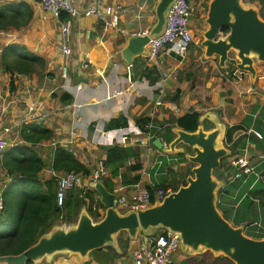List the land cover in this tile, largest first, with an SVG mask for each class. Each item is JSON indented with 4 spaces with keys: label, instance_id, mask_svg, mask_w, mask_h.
Masks as SVG:
<instances>
[{
    "label": "crops",
    "instance_id": "0c3cea01",
    "mask_svg": "<svg viewBox=\"0 0 264 264\" xmlns=\"http://www.w3.org/2000/svg\"><path fill=\"white\" fill-rule=\"evenodd\" d=\"M9 1L26 2L32 13L28 23L22 28L0 31V55L5 44L17 43L41 56L45 66L41 68L37 65L28 74H11L2 69L0 61V127L12 126L9 135L11 146L18 142L20 130L32 124L43 128V134L49 136L34 144L24 142L26 149L22 150L25 156H36L41 161L38 163L40 169L36 176L37 184H43V190L46 189L45 181L51 178H54L56 188L58 177L63 173L52 167L55 150L61 147L72 152L87 168L89 173L82 175L84 185H88L87 190H93L94 199H99L98 193L90 185V176L99 163L103 162L106 148L119 145L117 129H107L105 126L107 121L119 115L127 118L129 128L137 125L135 118L139 115L153 118L154 124L159 127L170 115L179 116L193 108L200 113L199 125L204 130L224 124L221 126H224L226 133L228 126L242 125V129L236 131L234 137H253L245 131L252 126H248L244 118L254 112L253 106L264 104V67H259L258 61L255 62V77L247 72H236L233 77L226 71L221 72V66H215V57L207 58L202 48L201 51L198 48L186 51L183 55L165 50L151 60L134 56L130 63L133 79H130V64L123 59L121 50L129 35L133 32L142 33L151 27L156 0H101L103 6L118 9V26L113 27L108 23L109 16L99 18L79 14L70 27L68 42L71 51L66 57L60 50L62 43L59 34V23L69 18L66 13H61L57 18L41 10L36 0H0L1 3ZM92 1L73 0L80 8H85ZM65 63L67 72L62 76L61 66ZM225 67L227 68L221 69L227 70L229 64ZM173 95H176V99L172 100ZM156 100H161L163 104L156 105ZM29 106H33V110L28 111ZM256 113L257 111L255 115ZM175 128L180 127L174 124L169 131L166 129L159 135L163 143H169L175 137ZM170 133L173 138L168 141ZM137 137L140 140L134 147L138 155L124 162L119 168V175L115 177L110 176L107 168L108 173L101 180L107 190L116 191L128 198L136 191V184L154 185L149 170L156 169L154 173L158 174L161 170L158 165L163 164L162 158L159 159L158 156L170 155L167 146L158 148L154 144V147L147 144L145 133ZM184 146L179 144L177 148L182 150L185 149ZM11 148L7 149L10 152L5 161L19 156L17 146L13 147L14 150ZM4 157L0 155L1 195L11 179L3 166ZM155 157L158 158L156 165ZM165 160L167 162L169 158ZM137 163L140 164V169L132 170L130 166ZM180 164L184 166L183 163ZM16 172L19 173V170ZM162 173L170 175L167 171ZM122 174L127 179L138 174L139 180L123 184ZM109 184H114L113 189L109 188ZM21 189L19 186L15 191ZM78 190L80 192L79 187H73L67 191L66 196ZM79 196L83 194L80 193ZM85 200L89 203V199ZM98 207L103 213L104 208ZM73 212H77L76 221L81 212L89 214L86 205H81ZM60 222L58 220L54 225H61ZM152 229L137 235L132 247L127 248V253L112 261L116 264H134L133 249L154 235L151 234L154 231ZM112 247L116 252H121L119 245ZM102 251L107 249L104 247ZM180 251L183 249L180 248ZM205 252L201 251L196 255ZM66 255L56 253L44 257V261L46 264H98L97 256L91 254L86 260L79 259L76 254ZM100 256L102 255H98ZM184 256L186 255L182 253L179 256L182 262L186 261Z\"/></svg>",
    "mask_w": 264,
    "mask_h": 264
},
{
    "label": "water",
    "instance_id": "95a60500",
    "mask_svg": "<svg viewBox=\"0 0 264 264\" xmlns=\"http://www.w3.org/2000/svg\"><path fill=\"white\" fill-rule=\"evenodd\" d=\"M172 1L156 0L154 22L147 33L128 36L121 50L127 63L134 56L146 54L145 46L150 37L161 31ZM207 7L208 26L200 42L204 55L217 57L221 67L228 63L255 77V62H264V19L258 8L246 5L243 0H209ZM129 71L133 79L131 64ZM221 125L210 130L198 125L195 131L175 128V137L167 144L159 137L154 138L152 143L158 148L167 146L170 155L184 153V149L177 148L179 144L187 146L192 153H184V157L194 163L193 175L187 174L185 183L162 200H154L136 211L121 212L115 206L117 194L107 190L101 181L91 182L104 208L98 221L81 212L75 223L68 227L64 223L53 225L23 251L0 255V264H27L60 252L86 260L94 250L117 246L120 231L126 232L129 249L139 233H147L151 228L177 233L180 248L191 253L209 250L228 257L234 264H264V237L246 235L244 224L234 226L217 208L220 184L213 173L220 167L221 159L230 153L224 145L225 130Z\"/></svg>",
    "mask_w": 264,
    "mask_h": 264
},
{
    "label": "trees",
    "instance_id": "16d2710c",
    "mask_svg": "<svg viewBox=\"0 0 264 264\" xmlns=\"http://www.w3.org/2000/svg\"><path fill=\"white\" fill-rule=\"evenodd\" d=\"M243 2H256L259 6V15L264 19V0H243ZM31 13V7L26 2H0V31H6L9 28H22L28 23ZM223 31L226 32L227 30L223 29ZM0 61L2 69L11 74H28L30 71H33L37 65L41 68L45 66V61L41 56L30 52L25 46L17 43H8L2 47ZM234 69L235 67L229 64V75H231ZM176 92L178 93V90H176ZM171 99H176V95H173ZM199 115V112L191 108L189 112H185L182 115H170L167 121L160 124L159 127L153 125L151 128H147L145 124L153 123L154 119L142 115L135 118V123L143 132H150L152 134L151 145L154 147L152 140L156 136L159 137V135H162L164 130L167 129L169 131L174 124L186 131H195L199 125ZM127 124V118L124 115H119L107 121L105 126L107 129H117L125 127ZM205 127L208 128L209 126ZM242 127V125L228 126L225 133L224 143L229 145V148H232L235 152L242 151L250 139V136L246 135L240 139H235L234 135L236 131L242 129ZM251 128L261 134L259 130L253 127ZM248 129L249 128L245 131ZM43 130V128H40L35 124L23 128L20 130L18 142H15L12 146H8V148L12 147L11 149L13 150L15 149L13 147L17 146L19 156H14L10 160L5 161L6 156L10 152L7 150L8 148L6 149L7 151L5 150L1 154L5 156L3 158V166L7 170L11 179L7 184V187L2 191L4 208L0 215V237H3L0 239V255L17 254L23 251L25 248L33 244L39 236L48 232L58 220L61 221L60 223L66 225L75 223L77 212L73 211L78 210L81 205L87 206L89 215L94 218L95 221H98L102 217V213L97 210V207H102V205L99 202V199L93 198L92 189L86 190L83 194L82 189L79 188L80 192L78 190V192L69 193L62 206H58L56 203L54 178L45 181V190L42 189L43 184H37L36 173L40 169L38 163H41V161L38 160L36 156H25L22 153V150L26 149L24 142L34 144L41 139H48L49 136L43 134ZM249 135L254 134L249 133ZM172 138L173 134L170 133L168 141ZM262 153L264 154V150ZM137 155L138 152L134 146L128 145L123 147L120 144H115L106 148L103 164L109 169L110 176L115 177L120 173V166L129 158L136 157ZM263 159L264 158L262 157V164L255 168V171L258 173L260 172V174H264ZM52 167L56 170L62 171L72 170L82 173L83 175L89 173L87 168L75 158L72 152L61 147H57L55 150ZM130 167L132 170H138L141 166L137 163ZM227 169H230L231 174L234 173L231 171V166L228 168L227 165H223L222 163L220 168L215 172H217L216 174L220 173L218 176L223 178ZM17 170H19V173L16 172ZM243 174L248 175L244 172L240 175L242 176ZM241 176L227 181L229 184H226L218 190L217 208L234 226L244 224V232L246 235L255 238H262L264 237V182L257 179L255 173L244 177L243 179H241ZM176 179L179 180V176H177ZM138 180V174L130 179H127L125 175L122 174L123 184L124 182L134 183ZM180 183L181 181L178 186ZM184 183L185 178L183 184ZM170 184L174 183L164 179L159 183H154L153 186L148 185V188L152 192L154 186H167ZM113 185L114 184H111L109 188L113 189ZM19 186L22 187V189L17 192V195L15 194L16 199H12V201L16 202L12 203L9 199L14 192L10 193V191H15ZM178 186H176L175 189H177ZM80 193H82L83 196H79ZM86 198L89 199V203L85 200ZM158 230L161 231L162 228H159ZM117 242L121 249V252L119 253L116 252L112 246H105L112 258L120 257L127 253L129 239L125 231H120L118 233ZM102 249L103 248H99L97 250L102 251ZM209 254L211 255V252L206 251L199 256H189L185 263L234 264L233 261L226 256L220 255L217 257L212 256V258H210ZM101 257L102 256H97L98 260H100ZM209 258V263H205ZM27 264H32V261H29Z\"/></svg>",
    "mask_w": 264,
    "mask_h": 264
},
{
    "label": "built area",
    "instance_id": "2783aa9c",
    "mask_svg": "<svg viewBox=\"0 0 264 264\" xmlns=\"http://www.w3.org/2000/svg\"><path fill=\"white\" fill-rule=\"evenodd\" d=\"M41 10L49 12L56 16L61 13H66L69 18L59 23V34L61 39V53L63 56H69L70 46V27L73 20L79 14L95 15L99 18L109 16V24L113 27H117L119 23V11L112 6H103L101 0H93L85 8L78 7L73 0H36ZM194 12L193 0H173L168 7L166 13V19L161 31L150 37L145 48V57L147 60H151L153 57L159 55L162 51H171L177 55H183L189 44L193 41L192 35V16ZM145 30L142 33H147ZM137 34L133 32L132 35ZM67 72L66 63L61 66L62 76H65ZM241 73L245 71H239L236 68L232 71L231 76L234 77L235 73ZM229 74V73H228ZM156 105H161V100L155 101ZM33 110V106L28 107V111ZM147 128L153 126L152 122L145 124ZM12 131V126L0 127V155L11 146L9 143V135ZM119 141L121 146L136 145L140 138L137 136L142 133L146 134V143L151 145L152 134L150 132H143L139 126L132 125V128L121 127L117 128ZM246 133H253L256 137L261 138V134L250 128ZM15 144V143H13ZM12 144V145H13ZM264 158V156H263ZM234 170V176H239L242 172L252 173L253 169L247 163L246 156H240L229 163ZM236 171V173H235ZM108 173L107 168L101 161L98 167L92 172L90 176L91 182L101 181ZM75 171H63L58 177L56 187V203L58 206H62L67 191L73 187H79L84 194L88 188V185H84V175ZM182 184V183H180ZM153 186V185H152ZM136 191L130 198L123 194H117L115 206L121 212L129 210H138L146 208L151 205L154 200H162L164 196L170 194L176 189L171 186H154L152 192L147 186H141V184L135 185ZM153 198V199H151ZM153 200V201H152ZM4 200L0 194V215L3 212ZM162 231L153 236H150L147 241L138 244L132 251L134 264H178L173 257V254L180 249V238L177 233L163 229Z\"/></svg>",
    "mask_w": 264,
    "mask_h": 264
},
{
    "label": "rangeland",
    "instance_id": "374dc122",
    "mask_svg": "<svg viewBox=\"0 0 264 264\" xmlns=\"http://www.w3.org/2000/svg\"><path fill=\"white\" fill-rule=\"evenodd\" d=\"M208 3H209V0H193V4H194V12H193V16H192L193 41L189 44V47H188L187 51H193V50H195V48H198L200 51H201V48L204 49V47L201 45L200 42L203 39V32L206 30V28L208 26L206 21H205L206 16H207ZM244 3L246 5L254 6V7L258 8V10H259V6L257 5L256 2H253V3L244 2ZM137 56L140 59H142V58L146 59L145 55H143V54L142 55H137ZM207 58H211V57H207ZM214 61H215V66H217V68H218L219 67L218 58L215 57ZM259 63H260L259 67H264V62H259ZM227 65H228V63H227ZM225 66L224 67H219L220 68L219 70H221V72H224V71L228 72V69L227 70L226 69H221V68H227ZM197 67H195V68H197ZM215 71H217L216 68H215ZM253 108H254V112L249 114V115H247V116H245L244 122L248 126H252L253 128L259 130L261 132V134H262V138L255 137L254 135H251L253 137H251L248 140L249 143L246 144L245 148L242 151H238V152L237 151L236 152L233 151L232 148H229V145L224 144L225 147L229 150L230 153L227 154L225 157H223L221 159V163L223 165H227V167L229 168L230 167L229 163H231L232 160H234V159H236V158H238L240 156H246L247 163H248L249 166L254 168L253 172L256 174L257 179L262 180L264 182V174H260V172L258 173V172L255 171V168L262 164V160L261 159L264 156V154L262 153L263 150H264V104H259L258 103L255 106H253ZM256 111H257V113L255 115ZM222 125H224V124H222ZM226 126L227 125L225 124V127ZM250 134H252V133H250ZM241 137L242 136H240V138ZM187 152H188V154L192 153L191 149L187 150ZM167 157L169 158V160L166 162L165 158H167ZM155 158H156L155 159V161H156L155 165L157 164L158 158L159 159L162 158V161H163L162 165H158V168L161 167V170L158 171V174L154 173V171H157L156 169L149 170V175L152 174V179L154 180L153 182H155V183H159V182H161V180L167 179L168 181H171V182L174 183V184H170V185L175 188L176 186H178L180 181H181V183H183L184 178H186L187 174L188 175L189 174L193 175L192 172H191V168L194 166V163H192L189 160H187L184 157L183 154L177 153V154L167 155V156H158V158L157 157H155ZM174 158H176V159H174ZM180 163H183L184 166L182 164H180ZM263 164H264V159H263ZM162 171H167L170 175H167V174L165 175V174L162 173ZM215 171L213 173V176L215 177V179H217L219 181V184H220L219 188L225 186L226 184H229L227 181H230V180H232L234 178H239V176H241V175L234 176L233 168L231 169L233 174H231L230 170H229V172L226 173L223 178L219 177L218 175L220 173L216 174L217 172H215ZM235 173H236V171H235ZM254 173H251V174H248V175L243 174L241 176V179H243L244 177H247L249 175H252ZM177 176H179V180L176 179ZM104 180H105V183L108 182L107 178H105ZM11 192H14V193L11 194V199H13V200L16 199L17 191H10V193ZM11 199H9L10 202H12V203L16 202V201H12ZM97 209L101 213L100 208L97 207ZM227 212H232V211H227ZM65 226L68 227V225H65ZM158 229L159 228H153L152 230H154V231H152L151 234H154V233L157 234V233H160V232H164V231H162L163 229L161 231H159ZM139 234H143V233H139ZM250 237H253V236H250ZM2 238L0 237V239H2ZM253 238H255V237H253ZM181 253L186 255V256H184V258L186 257V259L188 258V256L190 254H193L194 256H196V253H191V252L188 251V249H183L182 252L180 251V249H178L173 254L174 260L178 264H180L182 262V260L179 259V256H180ZM66 254H70V253H68V252L62 253V255L67 256ZM90 254H91V256L102 255L101 259L96 261V263H98V264H116L115 262L112 261L113 258H112V256L110 255V253L108 251L94 250ZM199 255H197V256H199ZM209 256H210V258H212V256L215 257L217 255H215V254H213L211 252V255L209 254ZM129 258L130 257L128 256L127 257V262H129L128 261ZM210 258L207 259L205 263H209ZM44 260H45V258L42 259L41 262L36 261V262H32V264H46ZM47 264H49V263H47ZM86 264H92V263L89 262V263H86ZM182 264H186V263L182 262Z\"/></svg>",
    "mask_w": 264,
    "mask_h": 264
},
{
    "label": "flooded vegetation",
    "instance_id": "af4514ba",
    "mask_svg": "<svg viewBox=\"0 0 264 264\" xmlns=\"http://www.w3.org/2000/svg\"><path fill=\"white\" fill-rule=\"evenodd\" d=\"M184 148H185V149H184V151H183V152H184L185 154H186V153H188V152H187V150H190V148H188V147H185V146H184ZM184 153H183V155H185Z\"/></svg>",
    "mask_w": 264,
    "mask_h": 264
},
{
    "label": "clouds",
    "instance_id": "9594fccd",
    "mask_svg": "<svg viewBox=\"0 0 264 264\" xmlns=\"http://www.w3.org/2000/svg\"><path fill=\"white\" fill-rule=\"evenodd\" d=\"M152 124H153L154 126H156V125L154 124V122H153ZM135 126H136V125H135ZM137 126H138V125H137ZM125 127H128V124H127V126H125ZM156 137H157V136H156ZM156 137H155V138H156ZM153 140H154V139H153ZM153 140H152V141H153ZM166 144H167V143H166ZM167 155H168V154H167Z\"/></svg>",
    "mask_w": 264,
    "mask_h": 264
}]
</instances>
